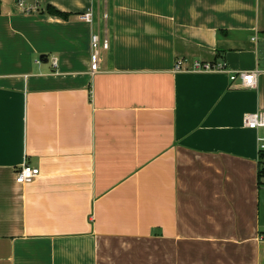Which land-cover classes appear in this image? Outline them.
<instances>
[{
  "label": "crops",
  "instance_id": "1",
  "mask_svg": "<svg viewBox=\"0 0 264 264\" xmlns=\"http://www.w3.org/2000/svg\"><path fill=\"white\" fill-rule=\"evenodd\" d=\"M256 112L264 0H0V264H264Z\"/></svg>",
  "mask_w": 264,
  "mask_h": 264
},
{
  "label": "built area",
  "instance_id": "2",
  "mask_svg": "<svg viewBox=\"0 0 264 264\" xmlns=\"http://www.w3.org/2000/svg\"><path fill=\"white\" fill-rule=\"evenodd\" d=\"M17 8L25 14H33L40 11L41 0H16ZM102 21L105 23L109 19L107 13L102 15ZM99 17L98 22L101 20ZM80 20L86 21L92 25L95 24V18L92 11H89L79 17ZM96 22V23H98ZM111 48V40L107 33V30L93 33L91 35V57H90V73L95 75L100 72L101 55L103 52L108 51ZM56 64V59L54 60ZM175 71L177 72H198V73H210V72H225L226 65L218 63H210L204 61H194L189 67L185 60H178L175 65ZM259 71H238L231 75V81L240 80L241 85L244 88L254 89L257 86V77ZM246 127L257 131V143L260 152H264V112H256L254 114H247L245 116ZM41 175L38 167L31 164H24L16 172V182L20 185H27L33 183Z\"/></svg>",
  "mask_w": 264,
  "mask_h": 264
},
{
  "label": "trees",
  "instance_id": "3",
  "mask_svg": "<svg viewBox=\"0 0 264 264\" xmlns=\"http://www.w3.org/2000/svg\"><path fill=\"white\" fill-rule=\"evenodd\" d=\"M49 13L55 16H59L65 19H68V15H65L61 12H58L56 10H49ZM258 184L259 186L264 185V152H260V163H259V171H258Z\"/></svg>",
  "mask_w": 264,
  "mask_h": 264
},
{
  "label": "rangeland",
  "instance_id": "4",
  "mask_svg": "<svg viewBox=\"0 0 264 264\" xmlns=\"http://www.w3.org/2000/svg\"><path fill=\"white\" fill-rule=\"evenodd\" d=\"M261 214H262V223L264 225V185L262 186L261 192Z\"/></svg>",
  "mask_w": 264,
  "mask_h": 264
}]
</instances>
